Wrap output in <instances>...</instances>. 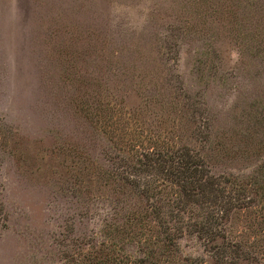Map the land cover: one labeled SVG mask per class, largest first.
<instances>
[{
  "label": "rangeland",
  "instance_id": "1",
  "mask_svg": "<svg viewBox=\"0 0 264 264\" xmlns=\"http://www.w3.org/2000/svg\"><path fill=\"white\" fill-rule=\"evenodd\" d=\"M154 142L190 147L216 175L254 174L264 0H0V264H103L110 241L137 255L105 233L118 193L104 172ZM228 227L264 262L262 213ZM178 247L210 262L193 235Z\"/></svg>",
  "mask_w": 264,
  "mask_h": 264
},
{
  "label": "trees",
  "instance_id": "2",
  "mask_svg": "<svg viewBox=\"0 0 264 264\" xmlns=\"http://www.w3.org/2000/svg\"><path fill=\"white\" fill-rule=\"evenodd\" d=\"M82 111L97 116V110ZM107 160L104 176L120 196H114L105 233L127 239L138 254L110 241L114 248L103 264H264L255 244L251 251L228 236L233 213L255 207L264 215V161L245 178L216 175L198 152L167 142L137 145L133 154ZM186 234L200 241L210 262L180 256L178 239Z\"/></svg>",
  "mask_w": 264,
  "mask_h": 264
}]
</instances>
